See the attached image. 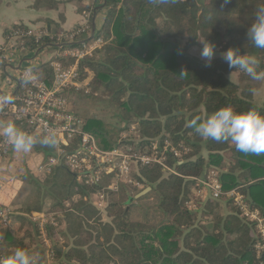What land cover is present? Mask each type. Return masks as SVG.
<instances>
[{
  "label": "trees",
  "instance_id": "trees-1",
  "mask_svg": "<svg viewBox=\"0 0 264 264\" xmlns=\"http://www.w3.org/2000/svg\"><path fill=\"white\" fill-rule=\"evenodd\" d=\"M38 1L40 8L47 10H57L61 3ZM111 6L102 28L93 33L89 22L90 31L80 34L74 44H60L56 36L62 31L47 23L51 36L28 37L18 47L31 52L55 49L57 54L51 60L30 68L39 80L52 84V62L71 63L61 58V53L97 38L110 39L80 65L79 81L91 79L89 86L85 90L72 87L65 97L70 99L76 92L92 99L100 95L102 102L114 108L111 118L117 120L119 139L133 126L139 131V138L132 136L123 142L135 151H145L151 142L163 143L168 137L188 153L179 160L169 157L170 175L159 166L140 168L134 176L142 183L139 190L121 185L116 192L107 191L104 212L94 205L103 186L78 182L64 164L45 174L44 181L29 174L26 178L50 204L47 209L25 207L19 212L24 216L33 211L56 216L58 227H46L51 247L47 249L41 242L40 232L30 234L27 240L24 236L15 239L10 230L4 236L5 244H0V255L6 258L23 248L35 257L36 264H48L50 259L53 264H264V249H257L260 237L255 225L227 197L233 190L240 192L264 218V154L238 152L230 141L202 138L189 126L193 119L206 120L225 107L237 113L253 110L264 115V103L254 101L252 87L241 90L228 78L240 70L230 69L223 58L206 67L190 54L202 38L215 45V51L235 48L240 54L257 56L264 70V50L255 48L247 37L264 0H111ZM29 29L17 25L6 30L5 44L11 32ZM2 55L0 51V58ZM73 112L83 120L84 133L94 136L101 150L117 146L111 125ZM10 123L28 131L20 122ZM30 135L37 141L42 139ZM33 148L47 158L55 153L54 147L39 142ZM211 170L221 171L223 196L218 201L208 198L201 209L203 201H194L196 183ZM147 189L150 192L141 196ZM153 195L157 203L145 207L142 201ZM193 201L195 209L189 207Z\"/></svg>",
  "mask_w": 264,
  "mask_h": 264
},
{
  "label": "built area",
  "instance_id": "built-area-1",
  "mask_svg": "<svg viewBox=\"0 0 264 264\" xmlns=\"http://www.w3.org/2000/svg\"><path fill=\"white\" fill-rule=\"evenodd\" d=\"M88 31H90L89 25L85 24L61 32L57 34L56 38L63 45L74 44L78 42L77 37L80 34ZM33 36L37 38L49 37L51 33L47 28L29 29L27 32H11L7 36V45L0 47V51L3 53L0 65L11 64L17 68L19 89L21 86V92L15 95H8L0 89V96H11L13 99L12 103L0 104V119L20 122L27 127L26 134L42 138L49 132L55 131L57 140L54 146L55 153L40 165V172L50 174L63 158L62 163L76 174L78 182L91 187L103 186L97 191L94 202L99 212H104L106 209L107 191L116 192L121 185L142 187V183L136 181L134 177L140 168L159 166L164 169L166 175L173 173L169 168V157L176 160L182 159L188 153L187 149L180 148L167 137L163 143L158 140L151 142L145 151H135L132 146L123 143L132 136L139 138V131L133 126L129 131L121 134L118 144L113 150H101L94 136L84 133L83 120L73 112L69 99L65 97L72 87L80 89L83 85L79 81L82 61L107 45L110 40L104 41L102 38H97L91 44L83 43L80 48L68 49L61 53L60 57L71 60V63L66 66L59 61L52 62L53 82L47 84L39 80L29 67L24 68L23 66L22 54H26L28 57L35 55L37 58L42 52H31L18 47L20 41ZM26 72L31 76V81L20 85ZM88 83L85 82L84 85H89ZM11 151L12 144L7 137L1 138L0 159L8 157ZM106 183L108 184L105 186ZM196 187L198 189L195 190L194 201H203L206 198L218 201L223 196L221 171H209L205 177L197 180ZM227 197L233 201L242 216L255 225L260 237L257 249L261 252L264 249V218L261 213L259 210L251 208L246 202L245 195L236 190L230 192ZM194 201L189 204L191 209L197 207ZM18 216L19 214L14 208L0 203V238L14 229ZM31 216L32 220L38 222L42 228L48 224L57 225L53 216L43 213ZM42 235L43 242L49 249L51 245L48 237L44 232ZM0 258L4 257L0 255Z\"/></svg>",
  "mask_w": 264,
  "mask_h": 264
},
{
  "label": "clouds",
  "instance_id": "clouds-1",
  "mask_svg": "<svg viewBox=\"0 0 264 264\" xmlns=\"http://www.w3.org/2000/svg\"><path fill=\"white\" fill-rule=\"evenodd\" d=\"M228 0H225L227 3ZM248 41L257 48L264 50V6L258 7L255 12V20L247 31ZM215 45L204 42L200 51V58L205 61V66L210 67L215 58ZM223 60L230 69L240 70L253 80H264V70H259L261 60L255 55L240 54L239 49L230 48L221 53ZM230 73V79H232ZM31 81L29 73H25L23 82ZM254 94L256 89L251 90ZM11 96H0V104L12 103ZM200 137L216 142L230 141L235 145L238 152L245 154H264V115L256 111L237 113L230 107L217 110L206 120L201 121L199 117L190 122ZM0 135L7 137L17 152H30L33 146L39 142L46 147H54L57 143L55 131L49 132L37 141L35 137L20 131L15 124L8 123L0 129ZM0 264H36V259L25 249L17 248L6 258H0Z\"/></svg>",
  "mask_w": 264,
  "mask_h": 264
},
{
  "label": "rangeland",
  "instance_id": "rangeland-1",
  "mask_svg": "<svg viewBox=\"0 0 264 264\" xmlns=\"http://www.w3.org/2000/svg\"><path fill=\"white\" fill-rule=\"evenodd\" d=\"M74 2H77L81 5L80 10H85L87 12L88 18L86 17V20L89 19V20H87L88 22H92L91 20H93V18H92L93 13L94 14L100 13V12H103L104 10H107L106 12H108V10L112 8L111 0H109V1H107V0H77ZM121 6H122V3L118 4V7H121ZM101 7H103L102 8L103 10H100ZM94 23H95V20H94ZM85 24L90 25L89 23H86V21L82 25H85ZM82 25H79V26H82ZM30 28L36 29V28H34V25L30 26ZM73 28H75V26ZM38 29H40V28H38ZM108 40H110V39H106L105 41H108ZM204 42H206V41L204 39L200 38L197 42V45L190 49V54L192 56H195L196 58L202 60L200 58V51L203 48ZM101 48H103V47H101ZM44 51H42V52H44ZM54 53H55L54 48H48L46 50L45 54L43 55V60H45L46 57H50V55L54 54ZM221 53H223L222 49L216 50V55H215V58L213 59V61L217 58H222ZM107 55H108V53H107ZM202 61H204V60H202ZM259 70H261V69H259ZM232 76H233L232 82L237 84L241 90H245L248 87H252V88L254 87V89H256V92H257V94H256L257 95V103L259 105L264 103V80H261V81L253 80L251 77H249L246 73H244L242 71L234 72L232 74ZM89 80L90 81H88V82L90 83L91 79H89ZM84 84H85V82L83 83V85H81V87H80L81 90H85L89 86V85L85 86ZM257 89H258V91H257ZM69 98H70L69 100L71 102V107L81 117H83V118H87V117L88 118H90V117L98 118V119L102 120L104 123H106L107 125L108 124L111 125V127H112L111 128V131H112L111 137L115 142H118L119 137L117 136V130H118L117 120H113L111 118V116H112L111 115V109H114V108L108 107L104 102H102L100 100L101 99L100 95L98 97H94L92 99V98H88V97L86 98L85 95H83V94L81 95V93L79 94L76 92V93H71ZM0 120L4 121L3 119H0ZM5 121L10 122V120H5ZM34 160H38V157L35 154L29 153V152L24 153V152H17V151H15V153H14V151L11 152L8 157L3 158L2 160L0 159V196L5 200L3 202H9L10 200L11 201L15 200L13 202H15L14 204H16L17 206H15V207L12 205H9V206L14 208L16 213L19 212L18 210H16V207H19V210H20V208L21 209L25 208V207L36 208L37 206H43V208L46 207V209H47L49 204H50L46 200L47 197H45L44 194H42V192H40L38 187L35 184L31 183L30 180H28V178H26L30 174V176L32 175V176H34V178H38L40 181H44V177L46 176L45 174H43L42 172H40L38 170L40 172L38 174L41 176H36L31 170V167H35V164H36V162ZM28 164L31 167H29ZM136 174L137 173H135V176H136ZM15 195H16V197L14 199L13 196H15ZM155 203H157V198L155 195L151 196V198H149V199L147 198L144 201H142V204L145 207H149L150 205H153ZM43 214L53 216L56 220L57 225L52 226V225L48 224L42 228L38 222H35L32 220V218H31L32 214L24 216L23 213H20V216H22V217H20V216L17 217V219H16L17 225L12 230V233L15 235L14 237H16L15 239H18V238L24 236V238H27V240H29L30 234L35 235V231L40 232L41 235H42V232H44L47 236V232H46L47 226H52L53 228L58 227L59 223H58L56 216L54 214H46L45 212H43ZM35 215H37V214H35ZM24 217H27L28 220L25 221ZM27 233L29 234V236H27ZM0 239H1L0 244H2V243L5 244L4 243L5 237H2ZM48 240H49V238H48ZM42 241H43V238H42L41 242ZM49 244H51L50 240H49ZM46 248L48 249L47 245H46ZM48 263L53 264L54 261H52L50 259V260H48Z\"/></svg>",
  "mask_w": 264,
  "mask_h": 264
},
{
  "label": "crops",
  "instance_id": "crops-1",
  "mask_svg": "<svg viewBox=\"0 0 264 264\" xmlns=\"http://www.w3.org/2000/svg\"><path fill=\"white\" fill-rule=\"evenodd\" d=\"M56 1L61 2L59 4L58 9L57 10H47V9L40 8L41 5L38 0H0V46H3L5 44V38H4L5 31L17 25H26L29 27L34 25V28L38 29V28H45V25H47V23H50L53 26L57 27L60 31L66 32L72 29L74 26L76 27V26L82 25L83 23H85V21L86 23H89L87 21L89 19L86 20V17L88 18V14L85 10H80L81 5L79 3L74 2V1L72 2L71 0H56ZM100 10H103V9L101 8ZM106 11L107 10H104L103 12H100V13H95L96 18L94 14L93 20L91 22L93 33H95L97 29L102 28L105 17H106L105 16ZM94 20H95V23H94ZM45 52L46 50L44 52H41L39 57L37 58L35 55L28 57V55L22 54V59L24 60V65H23L24 68H27V67L32 68L34 66L41 64V62L42 63L47 62L51 60L57 54L55 52L54 54H51L50 57H46L45 60H43V55L45 54ZM18 78H19V75L17 72V68L12 66L11 64H7L6 66L5 64L0 65V89L3 92H5L8 95H15L19 89V79ZM228 78L230 79V75L228 76ZM230 80L233 81V79H230ZM88 81L90 80L88 79L85 82L88 83ZM252 89H254V87ZM256 94L257 92H255V94L252 92V97L254 101L257 103ZM8 123L10 122L5 121V120L4 121L0 120V129H2V127L7 125ZM4 137L5 136L0 135V139ZM13 151L15 153V150L12 146L11 152ZM29 153L35 154L38 157V160H34L36 162L35 167H31L29 165L30 163L28 164V166L31 167L32 172L36 176H41L38 174L40 173L38 171L39 167L44 162H46V160L49 157L47 158L42 153H38L37 151H35L34 148H32V150ZM202 154L205 158L208 157V153L205 150L202 151ZM141 188H136V189L139 190ZM15 197L16 195L13 196L14 199ZM208 200H209L208 198L203 200V203L201 204L202 205L201 209L205 207V205L208 203ZM3 201L5 200L0 196L1 204L7 205V206L12 205L14 207L17 206L16 204H14L15 202H13L15 200L13 201L10 200L9 202H3ZM16 210L19 211V207H16ZM17 214H19L20 216L19 212ZM31 214H40V212L33 211ZM25 220H28V218L26 217Z\"/></svg>",
  "mask_w": 264,
  "mask_h": 264
},
{
  "label": "water",
  "instance_id": "water-1",
  "mask_svg": "<svg viewBox=\"0 0 264 264\" xmlns=\"http://www.w3.org/2000/svg\"><path fill=\"white\" fill-rule=\"evenodd\" d=\"M101 8H103V7H101ZM95 18H96V14H95ZM40 51H41V49L38 50V53H39ZM62 162H63V158H61L60 161H59V167L63 166V163H62ZM150 190H151V189H147L146 191H144V192L141 194V196L146 195L148 192H150ZM248 200H249V201H252L250 194L248 195Z\"/></svg>",
  "mask_w": 264,
  "mask_h": 264
}]
</instances>
